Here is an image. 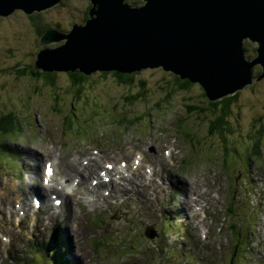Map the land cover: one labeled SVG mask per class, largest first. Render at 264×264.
Here are the masks:
<instances>
[{"label": "rangeland", "instance_id": "obj_1", "mask_svg": "<svg viewBox=\"0 0 264 264\" xmlns=\"http://www.w3.org/2000/svg\"><path fill=\"white\" fill-rule=\"evenodd\" d=\"M90 8L88 0H62L41 13L18 10L0 17V118L15 116L8 132L1 131L14 134L0 137V264H53L55 254L54 264H231L238 237L241 255L234 264L264 263V79L239 92L225 125L213 131L222 106L214 111L198 83L180 88L162 68L133 73L130 85L114 72L96 71L80 89L70 72H55L54 85L30 76L45 48L41 32L69 33L85 24ZM245 49L247 58L257 56V44L246 42ZM260 71L255 68V75ZM28 149L41 155V179L45 162L58 158L59 180H69V187L47 194L51 207V193L70 198L50 215L42 238L36 222L49 209H34L32 195L28 200L36 164L25 155ZM96 155L88 167L104 169L107 159L118 158L129 161L137 177L122 185L115 177L112 186L96 188V173H83L84 181L76 174L67 178V162L78 158L83 167ZM136 158L147 160L143 169L132 167ZM141 175L152 176L155 192ZM87 190L104 204L92 206ZM151 195L153 202L159 196L158 205L149 202ZM155 227L158 235L151 240L145 232ZM81 250L86 257L80 261Z\"/></svg>", "mask_w": 264, "mask_h": 264}, {"label": "water", "instance_id": "obj_2", "mask_svg": "<svg viewBox=\"0 0 264 264\" xmlns=\"http://www.w3.org/2000/svg\"><path fill=\"white\" fill-rule=\"evenodd\" d=\"M88 1L85 24H75L69 33L52 28L42 35L45 48L36 56V70L88 76L162 68L198 83L212 103L264 79V0ZM61 3L0 0V17L16 10L33 15ZM61 40L66 42L47 47ZM246 42L257 44L254 59L246 57Z\"/></svg>", "mask_w": 264, "mask_h": 264}, {"label": "bare ground", "instance_id": "obj_3", "mask_svg": "<svg viewBox=\"0 0 264 264\" xmlns=\"http://www.w3.org/2000/svg\"><path fill=\"white\" fill-rule=\"evenodd\" d=\"M55 7V6H53ZM52 8V7H51ZM50 9V8H49ZM18 10H16L17 12ZM66 42V40H65ZM57 48V47H56ZM36 149H28L26 152H25V155H27L28 157H31L34 156V162L33 163H36L34 165H32V170H34L35 174L34 176L32 174H30L29 176V180H30V189L27 190V194H28V200L30 199V195H32V198H31V201H32V204H34V209H37V210H41L42 208H45V209H49L47 215L45 218H38L37 222H36V230L37 232L39 233V236L40 238L43 237V235L45 234V226L47 225V223L52 219H50V215L53 216H56L57 213H59V210H62V205L60 206V208H55V207H51L48 203H49V196L45 193V192H50L52 191V189H56L59 191V188L61 185H63V187L65 186L63 183H62V177H60V180H59V171L62 170L61 168V162L58 160V158H53L50 162H48L47 164V169H50V174L48 172V175H47V178L50 179V182L49 184L47 185L46 184V187L44 186V183H43V180L45 179H41V155L38 153V152H35ZM34 153V154H32ZM95 153V151H93V154ZM143 155V153H142ZM98 155L96 156H90L87 160H86V163L83 165V167L81 166L78 158H74L72 159V161L70 162H67L66 164V170L65 172L67 173V178L70 179L71 178V175L72 174H76V175H79L80 177L83 175V173H89V174H93V173H96V176L98 180H101V179H107L110 174H111V171L113 172H117V174H123L124 175V179L122 180L123 182H119V185L121 184H125L124 182L128 181V180H132L134 179V176H135V173L129 169V166H130V163L129 161H121L119 160L118 158L114 159V158H110V159H107V164H109V167H110V170H108L107 168H104V169H96L95 168V165L94 166H89V164L94 161L96 158H97ZM104 157V155H103ZM32 160V159H31ZM59 161V162H58ZM147 162V160L145 161V159H143L141 161V167L142 169L144 168V163ZM28 163H31V162H28ZM135 164V161L133 162V166ZM119 166H122L123 169L126 170L127 173H129L128 176L125 175L124 173V170L123 169H119ZM132 166V167H133ZM152 170H155V168H151ZM139 170V169H138ZM149 171H145V175L148 173ZM151 173V171H150ZM165 175V174H164ZM33 176V177H32ZM40 176V177H39ZM142 176V175H141ZM148 176V175H147ZM147 176H142L140 177V181L142 183H144V186H147V185H150V191L149 192H155V190L158 188L156 187L155 185V181L154 183H152V179L151 177H147ZM39 177V181L40 182H35L36 178ZM83 177V176H82ZM81 177V181H84L85 179H83ZM121 179V178H119ZM249 180V179H248ZM149 181V183H148ZM58 182V183H57ZM148 183V184H147ZM58 186V187H57ZM140 190V189H139ZM88 191V190H87ZM181 191V190H180ZM93 191L92 190H89L88 191V195H90V199H89V202L91 203L92 206L96 207L98 205V203H101V204H104L105 200L103 197L101 198H97L95 197L93 194ZM46 194V195H45ZM52 194H55V193H52ZM257 194V193H256ZM2 193L0 194V197H1ZM85 195H87V193H85ZM160 195V194H159ZM178 197V196H177ZM54 199V198H53ZM58 199V198H57ZM153 199H155V195H151L149 197V202L152 203V204H156L158 205L160 203V198L159 196L157 197V201L154 200L153 202ZM53 202L55 201L52 200ZM197 203V202H196ZM201 204V203H199ZM3 205V202L2 200H0V207H2ZM132 207L130 205H128V209H131ZM30 209H32V207H30L29 203L26 201V203H24V210H27L29 211ZM60 227V226H59ZM191 228V227H190ZM156 229V231H155ZM155 229H152L153 232H151V235L148 236L146 234V236L153 240L155 238V235L157 237L158 235V232H157V227H155ZM123 233V232H122ZM154 233V235L152 236V234ZM67 234L70 235V236H73V233L69 230V228L67 229ZM125 234V233H123ZM121 235V233H120ZM123 236V235H122ZM121 236V237H122ZM178 236V235H177ZM104 240V239H103ZM106 240V239H105ZM104 240V241H105ZM6 243H10L9 239L7 238L6 239ZM171 243V242H170ZM175 243V242H174ZM76 244V239L74 237V240H73V245ZM103 244V243H102ZM124 244V243H123ZM150 244H152V242H150ZM130 245V244H128ZM137 246V245H136ZM158 246V245H157ZM170 246V245H169ZM172 246V245H171ZM174 246V245H173ZM161 247H164V246H161ZM136 252V251H135ZM78 256H80V259L77 257V259H79L81 261V258H85L86 257V254L83 250H81V252L78 254ZM81 264H83L81 262Z\"/></svg>", "mask_w": 264, "mask_h": 264}, {"label": "trees", "instance_id": "obj_4", "mask_svg": "<svg viewBox=\"0 0 264 264\" xmlns=\"http://www.w3.org/2000/svg\"><path fill=\"white\" fill-rule=\"evenodd\" d=\"M139 0H131V2H138ZM139 3V2H138ZM91 4V3H90ZM136 5V4H135ZM56 7V6H55ZM54 8V7H52ZM50 8V9H52ZM49 10V9H47ZM47 10H44V11H47ZM42 11V12H44ZM41 13V12H39ZM48 29L46 30H43L41 32V35L43 33H45ZM34 69H32V71L34 72H31L30 73V76L33 75L35 80L37 81H42V80H45L48 84L50 85H54L55 82H56V73L53 72V73H48V72H43V71H38L35 69L34 66H32ZM22 75L25 74V76H28V72L26 70H23L21 72ZM114 74L116 75V77H118V79L123 83V84H126V85H130L132 84L133 82V74H125V73H120V72H114ZM70 75L72 78H74L77 83L76 87L78 89H80L83 84H84V81H85V78L86 76L85 75H82L80 73H72L70 72ZM176 76V75H175ZM175 80H176V84L178 87L180 88H189L190 86H192L191 82L188 81V80H181L178 76L175 77ZM239 93H237L236 95L234 96H231V97H226L216 103H212L211 102V106L214 107V111L216 110V107H218L219 105L222 106V109H223V115L221 116H218L217 118H215L214 122L212 123V130L215 131V130H218V129H221L226 121H225V116L228 114L229 110H230V104H231V101L235 98H237V95ZM14 118V119H13ZM15 121V116L12 114V113H9V114H6L5 116H2L0 118V135L1 136H12L14 134V132H12L11 134H7V133H1V131H5V132H8L7 130V127H10L11 125H13ZM182 128H184L182 125H179ZM185 131V130H184ZM251 223L249 222L248 224H246V226H249L251 227ZM240 238L238 237V243L242 242L241 239L239 240ZM248 240V239H247ZM235 246V248L232 250V254H231V264H234L236 259L240 257L241 255V251H240V248H241V245H237ZM248 243H246L245 246H247ZM243 246L242 248L244 249ZM198 262V261H197ZM213 262V261H212ZM212 264V263H211ZM264 264V263H262Z\"/></svg>", "mask_w": 264, "mask_h": 264}, {"label": "flooded vegetation", "instance_id": "obj_5", "mask_svg": "<svg viewBox=\"0 0 264 264\" xmlns=\"http://www.w3.org/2000/svg\"><path fill=\"white\" fill-rule=\"evenodd\" d=\"M138 2H139L138 4L140 5V4H141V2H140V1H138Z\"/></svg>", "mask_w": 264, "mask_h": 264}, {"label": "snow or ice", "instance_id": "obj_6", "mask_svg": "<svg viewBox=\"0 0 264 264\" xmlns=\"http://www.w3.org/2000/svg\"><path fill=\"white\" fill-rule=\"evenodd\" d=\"M48 171H49V174H50V171H51V170L49 169Z\"/></svg>", "mask_w": 264, "mask_h": 264}]
</instances>
